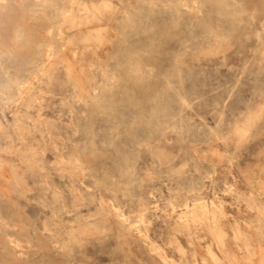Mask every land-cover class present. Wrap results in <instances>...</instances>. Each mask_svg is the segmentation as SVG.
<instances>
[{
  "label": "rangeland",
  "instance_id": "rangeland-1",
  "mask_svg": "<svg viewBox=\"0 0 264 264\" xmlns=\"http://www.w3.org/2000/svg\"><path fill=\"white\" fill-rule=\"evenodd\" d=\"M0 264H264V0H0Z\"/></svg>",
  "mask_w": 264,
  "mask_h": 264
}]
</instances>
